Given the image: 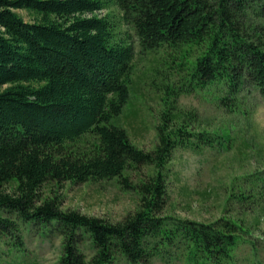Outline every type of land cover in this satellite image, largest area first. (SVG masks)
Returning a JSON list of instances; mask_svg holds the SVG:
<instances>
[{
    "label": "trees",
    "instance_id": "1",
    "mask_svg": "<svg viewBox=\"0 0 264 264\" xmlns=\"http://www.w3.org/2000/svg\"><path fill=\"white\" fill-rule=\"evenodd\" d=\"M110 3L125 36L99 14ZM131 31L142 51L165 47L164 64L194 87H217L231 109L247 84L264 99V0H0V241L14 235L22 245V220L61 236L59 264H113L121 256L150 264L180 254L186 264H234L241 222L164 215L176 148L214 139L165 109L146 150L114 122L130 97ZM142 164L154 172L132 183L125 171ZM112 178L139 196L116 221L63 208L56 190L43 195L48 182Z\"/></svg>",
    "mask_w": 264,
    "mask_h": 264
},
{
    "label": "rangeland",
    "instance_id": "2",
    "mask_svg": "<svg viewBox=\"0 0 264 264\" xmlns=\"http://www.w3.org/2000/svg\"><path fill=\"white\" fill-rule=\"evenodd\" d=\"M18 11L32 20L33 14L28 10ZM99 14L118 23V37L125 36L127 28L119 25L117 5L110 3ZM130 35L127 39L133 44L135 55L130 97L114 122L127 130L136 145L151 150L157 142L156 125L168 109L180 117H189L195 133L202 131L215 141L212 145L176 148L170 163L164 215L203 223L222 216L234 218L246 228L234 247V264H264V99L254 86L247 84L241 106L231 109V104L227 106L217 98V87H194L183 78L184 73L164 64L168 53L165 47L142 51L137 36L133 31ZM153 172L152 166L142 164L127 169L125 174L136 183ZM51 189L61 193L63 208L111 221L134 210L139 200L138 193L122 187L117 178L66 181L61 187L48 182L43 195H50ZM241 193L250 196L244 198ZM19 223L24 242L15 243L14 235L3 237L0 264H59L61 236L43 225L22 220ZM83 248L86 250V244ZM113 264L129 263L121 256ZM150 264L186 262L180 254L168 262L154 258Z\"/></svg>",
    "mask_w": 264,
    "mask_h": 264
}]
</instances>
